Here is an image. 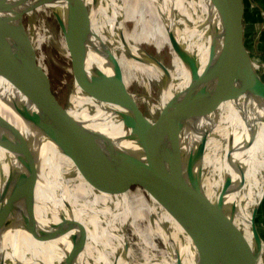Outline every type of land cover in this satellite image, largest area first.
Here are the masks:
<instances>
[{
    "label": "bare ground",
    "instance_id": "bare-ground-1",
    "mask_svg": "<svg viewBox=\"0 0 264 264\" xmlns=\"http://www.w3.org/2000/svg\"><path fill=\"white\" fill-rule=\"evenodd\" d=\"M9 1L0 0L3 5ZM197 1L199 9L191 0H83L90 19L89 33L85 37H80L76 7L69 0H30L35 5L27 14L40 8L51 9L60 22L65 55L73 57L80 70L85 68L87 78L98 80L97 87L90 94L74 80L73 92L68 100L72 105L67 109L69 113L92 131L119 162L149 182H157L161 178L156 169L155 156L134 137L144 133L134 125L126 126V119L122 118V114L127 112L129 118L135 116L130 109L123 107L121 86L114 80L117 76L109 53L119 63L126 88L131 76L144 79L148 84L154 76L157 94L152 96L147 92L141 96L140 100L148 109L144 112L140 108L141 112L167 136H170L169 129L173 130L186 152L194 149L208 133L197 157L201 185L209 196L217 197L225 181L224 202L236 204L242 226L250 236L252 210H257L264 198V102L256 100L240 83L238 69L228 52L234 48L233 41L228 39L230 32L223 18L209 12L204 0ZM212 1L233 10L239 7L237 0ZM164 18L168 20L169 28H165ZM126 20L133 23L131 29H127ZM168 30H176L177 41L195 56L198 68L169 40ZM29 39L36 45L30 36ZM140 41L153 46V50L141 47ZM209 57L217 69L221 104L215 116L214 113L211 118L199 120V123L186 124L180 92L186 88L193 109L200 112L205 101L201 73ZM251 61L255 67L252 58ZM163 75L168 76L167 82L161 80ZM104 76L110 79L105 80ZM0 96L5 97L6 102L15 100L28 106L2 79ZM162 112L169 115L165 122L156 119ZM83 113L87 114L85 119ZM0 114L11 122L17 120L20 123L19 118L1 103ZM205 127L209 129L206 133ZM22 131L31 141L37 138L25 125H22ZM35 154L39 181L32 206L26 205L31 218L40 229H44V234L53 232L50 224L70 223L73 218L79 221L87 231L84 251L74 262L69 259L70 249L76 243L73 236L77 235L75 227L70 236L52 234L53 238H48L60 249V255L55 260L46 249L48 240H38L37 236L33 237L28 232L21 213L24 200L22 196L19 198L18 189L13 184V176L19 173L26 176L28 169L21 160L0 150V264H10L11 261L12 264H124L125 257L121 253L126 248L127 254L128 242L123 225L125 222L133 224L136 217L144 215L140 208H132L131 199L143 206L146 214L154 211L161 221L170 222L150 196L147 200L135 195L129 198L106 196L92 188L53 142L40 137ZM62 167L74 172L76 181L73 188L68 186ZM248 172L250 178L243 186ZM8 178L11 182L7 181ZM41 208L46 209L47 215L42 213ZM183 262L189 264L190 256Z\"/></svg>",
    "mask_w": 264,
    "mask_h": 264
},
{
    "label": "water",
    "instance_id": "water-1",
    "mask_svg": "<svg viewBox=\"0 0 264 264\" xmlns=\"http://www.w3.org/2000/svg\"><path fill=\"white\" fill-rule=\"evenodd\" d=\"M69 1L76 7V24L81 30L80 37H85L90 28L87 8L83 0ZM204 2L209 12L223 18L230 32L228 39L233 41L234 48L228 52L233 65L238 69L243 89L256 100L264 102V82L257 73L244 45L242 0H238L237 10L212 0H204ZM32 5L35 4L30 0H10L7 5L0 2V79L20 95L28 105L24 106L15 100L6 102L5 97L0 96V103L9 112L11 111L14 117L19 118L20 122L17 123V120L11 122L0 114V150L8 156L21 160L28 169L26 176L23 173L13 176V184L18 189L17 194L24 200L21 213L25 218L23 222L28 232L33 237L37 236L38 240L46 241L51 240L48 238H53L52 234L70 236L73 234V227L77 228V235L73 234L76 243L69 254L72 257L69 259L73 262L83 253L87 239L85 226L74 218L70 223L64 221L56 225L50 224L49 227L54 230L48 234H44V229H40L36 221L31 218L26 205L32 206L35 188L39 181L35 146L41 137L53 142L72 161L84 180L101 194L127 198L135 195L144 197L146 200L150 196L154 199L171 223L161 221L154 211L148 214L142 212L148 217L150 214L154 215V224L157 225L156 228L173 262L164 260L165 264H186L183 260L188 255L191 258L189 264H264V258L261 259L264 240L255 225L256 208L252 210L249 220L250 236H248L239 219L236 204L224 202L225 181L217 197L209 196L201 185L197 157L207 140L208 133L194 149L186 152L185 146L173 130L169 129L170 136H167L156 123L141 112L137 102L123 83L119 63L109 53L117 76L114 80H117L121 86L125 106L122 105L124 109H130L135 116L129 118L127 112L122 114V118L126 119V126L134 125L144 133L134 137L142 141L153 153L156 169L161 176L157 182H149L139 177L119 162L92 131L74 119L67 110L72 108L71 104L70 107H65L54 94L47 72L37 60L35 45L31 43L23 25V16L30 11ZM164 21L167 28L169 22L165 18ZM175 32L176 30L167 31L169 40L198 68L195 56L177 41ZM71 65L74 80L78 81L83 90L90 94L97 87L98 80L87 78L84 74L85 68L82 67L81 70L77 68L73 57H71ZM201 75L205 101L200 112L193 109L187 89L180 92L186 124L199 123V120L211 118L214 113L215 116L221 104L217 69L210 57ZM104 78L110 79L107 76ZM162 80L167 82L168 76L163 75ZM156 119L165 122L169 119V115L162 112ZM22 125L34 132L37 138L29 140L23 134L25 131H22ZM208 130L205 127L204 132ZM66 174H64L65 177ZM7 181L11 182V179L8 178ZM131 201L133 203L132 199ZM137 206L142 210L143 207L138 204ZM122 251V257H126V248Z\"/></svg>",
    "mask_w": 264,
    "mask_h": 264
},
{
    "label": "rangeland",
    "instance_id": "rangeland-1",
    "mask_svg": "<svg viewBox=\"0 0 264 264\" xmlns=\"http://www.w3.org/2000/svg\"><path fill=\"white\" fill-rule=\"evenodd\" d=\"M242 2L244 9L242 20L244 45L249 53V56L255 62V69L257 73L264 82V27H262L264 16L260 10L261 8L264 9V0H242ZM191 3L196 8H200L197 0H191ZM155 4H157V2H155ZM25 15L23 16V25L28 35L31 37L32 42L36 44V53L38 52L39 54H37V60L47 72L54 94L65 107H70L68 100L73 92L74 78L71 58L69 55H65L63 51L65 41L60 28V22L51 9L40 8L31 14ZM199 19L201 21L204 20L202 17H199ZM125 25L127 29H131L133 23L130 20H126ZM257 34L260 37H257ZM139 45L146 50H153V46L143 41H140ZM144 74L148 75L147 72ZM154 79V76L151 77V79H149L150 83L148 84L144 79L138 80L136 77L131 76L127 87L128 91L135 97L139 108H141L144 112L148 109L146 104L143 103L140 98L141 96L146 95L147 92H149L152 96H156L157 88L155 82L153 81ZM155 99L156 97L153 98L154 103L156 102ZM86 116L87 114L83 113V119H85ZM62 169L65 173H67L65 180L67 181L68 186L73 188L76 181L74 174L70 173L66 167H62ZM249 178L250 173L248 172L246 182L243 186L248 183ZM81 196L84 198V195ZM131 206L133 209L138 207L136 202H133ZM143 208L142 211L145 212V209ZM41 210H43V214L47 213L46 209L41 208ZM255 225L260 236L264 240V198L257 209L255 215ZM156 226L157 225L154 224V215L151 214L149 217L146 215L136 217L133 224L125 222L123 229L128 242V252L123 261L124 264H165L164 260L173 263L168 248L166 247V244L164 243ZM45 245L49 255L54 257L55 260V258L60 255V249L57 244H55L52 240H48ZM12 262L13 261H11L10 264H12Z\"/></svg>",
    "mask_w": 264,
    "mask_h": 264
},
{
    "label": "crops",
    "instance_id": "crops-1",
    "mask_svg": "<svg viewBox=\"0 0 264 264\" xmlns=\"http://www.w3.org/2000/svg\"><path fill=\"white\" fill-rule=\"evenodd\" d=\"M261 10V13L263 14V16H264V9H260ZM262 27H264V20H263V24H262ZM257 37H260V36H258V34L256 35ZM253 46H254V44H253ZM254 48H255V46H254Z\"/></svg>",
    "mask_w": 264,
    "mask_h": 264
}]
</instances>
